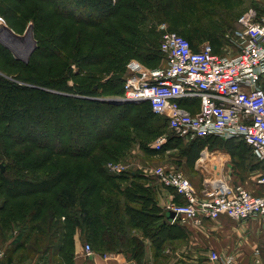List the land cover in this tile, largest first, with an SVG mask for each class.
<instances>
[{"label": "trees", "instance_id": "obj_1", "mask_svg": "<svg viewBox=\"0 0 264 264\" xmlns=\"http://www.w3.org/2000/svg\"><path fill=\"white\" fill-rule=\"evenodd\" d=\"M88 1L95 11H89L91 13L86 23L90 29L97 28V31L83 41L89 43L85 52L82 54L78 51L76 55L84 68L107 63V68L102 72L120 71L118 69L123 62L126 66L131 57L145 60L147 50L155 47L157 38L137 31L131 26L135 22L131 17H125L121 9L130 8L137 13L145 11L141 17H150L151 23L170 21L169 27L179 28L184 35L171 31L186 37L193 47L200 45L199 40L204 39L211 29V26L195 24L186 19V11L182 12L183 5L175 7L181 5L179 0H126L110 11L111 0ZM71 3L72 0L67 2L69 5ZM86 5L89 3L86 2L82 8L88 12L91 5L88 9ZM110 17H117L112 21L117 25L106 23L105 20ZM122 19L130 25L124 24ZM101 24L104 26L97 27ZM154 24L152 26L155 28ZM41 26L39 24L37 27ZM37 27L34 30L38 35L35 51L42 53L50 49L55 36L42 38L39 36L42 29ZM212 27H215L213 22ZM123 34L141 37L137 43L131 38L125 40ZM159 41L160 38L157 51L162 60ZM139 50H144L145 54ZM39 52L36 55H40ZM98 72L100 74L99 70L91 68L86 77L91 80ZM125 74L120 78L122 85ZM262 82L264 87V79ZM107 85L108 88H103L106 94L122 93V86L119 91H114V85ZM4 88L5 95L0 91V161L4 156L9 163L4 165L3 170L0 168V230L7 222L12 223L18 218L29 225L30 232L61 230L63 243L57 249L62 264L72 263L73 235L77 228L82 230L83 238L98 252L119 248L127 251L128 242L134 243L133 250L138 252L141 241L131 237L130 232L151 220L150 217L140 216V210L147 208L145 204L150 202V197L144 194L146 190L140 182L132 180L126 186L122 183L144 176L132 173L130 176L123 172L113 174L105 167L106 161L118 156L119 145L126 146L127 142H131V133L127 131L126 124L131 123L133 128L138 129L131 117L127 116L131 111L129 107L137 103H105L96 97L97 84L86 88L79 83L63 84L65 92L81 94L83 98L55 92L34 96L25 88ZM143 104L152 116L165 121L164 117L150 111L147 102ZM17 108H21L20 119L16 118ZM71 133H75L73 140L71 136L66 140V135ZM27 144L29 146L25 148ZM12 149L16 152H12ZM137 203L145 208L135 206Z\"/></svg>", "mask_w": 264, "mask_h": 264}, {"label": "rangeland", "instance_id": "obj_2", "mask_svg": "<svg viewBox=\"0 0 264 264\" xmlns=\"http://www.w3.org/2000/svg\"><path fill=\"white\" fill-rule=\"evenodd\" d=\"M68 1L70 2V0H0V18L2 19V21L0 20V29H2V26L8 27L13 33L24 36L27 29L32 27L31 37L34 40L33 49L28 51L29 46L24 40L18 41L12 38V41H8L6 39L11 38L7 36L5 39L0 38V91L5 95L4 87L18 88V90H24L23 88H25V90L34 96L55 92L83 98L84 96L81 94L65 92L62 89L63 84L72 85L79 83L85 88L91 86V84H97V99L103 100L105 103L122 104L123 102L117 100L121 94H115L114 92L106 94L103 88L105 86L108 88L107 84H110L111 86H115L114 91H119L120 86H122L120 78L125 74V62L118 69L120 71L116 72H102L104 68H107V63L96 67L90 66L94 70H99L100 74L98 72L96 77L91 78V80L86 77L91 68L82 67V63L78 61L76 55L78 51L83 54L87 49L89 43H83V41L96 34L97 28L90 29V25L86 23L88 22L87 16L91 13L89 11L95 10L88 0L86 2L89 5L85 6L88 9L91 5L88 12L83 10L86 3L84 0H80V2L72 0L73 3L71 5L67 4ZM122 1L126 0H111L108 10L116 8ZM179 2L181 5H175V7L183 5L182 12L186 11V19L191 20L190 22L195 24L203 23L204 25L211 26L205 38L199 41L201 43H210L215 53L227 55L235 52V48L231 45L228 36H230L232 28L235 26L236 18L248 7H264V0H179ZM120 11L124 12L125 17L132 18L135 23L131 26H134L137 31H141L143 34L146 33L149 37L155 36L157 38L155 47L147 50L146 53L148 55L145 56V60L143 58L131 57L128 59V62L135 60L149 68L156 67L162 63L157 51L159 35L168 30L180 32V29L170 28L168 23L170 21L152 22L155 23L154 28L149 20L150 17H141L145 11L137 13L130 8L121 9ZM78 19L80 21H77ZM115 20H117V17L114 19L110 17L105 21L107 23ZM122 22L130 25L125 19H122ZM212 22L215 27H212ZM112 23L117 25V22ZM39 24L42 26L37 27ZM35 26L38 29H42V33L39 34L40 37L48 39L55 36L50 49L42 51V53L38 50L35 51L37 46L36 39L38 37L37 31L36 33L34 31ZM102 26L104 25L101 24L97 27ZM123 37L125 40L131 38V40L138 43V39L141 36L123 34ZM37 51L40 55H36L38 54ZM139 51L145 54L144 50ZM9 92L11 93V90ZM1 99L0 97V102ZM20 106L24 108L22 104ZM21 108H17L18 115L16 118H22L20 117L22 116L20 115L21 113L19 114ZM130 109L131 111H129L130 113L127 116L128 118L131 117L133 125L138 129L133 128L131 123L126 124L127 131L131 133V142H127L126 146L128 148L119 145L118 156L111 161H106L105 167L109 172L118 174L111 171L108 167L110 163L127 165V168L123 171L125 175L129 174L131 176L132 173L140 177L144 176V179L149 182L148 179L152 180L150 178H153V165L156 164L157 159H161L163 162L159 163L164 167L169 164L176 165L183 171L188 170L190 172L189 175L186 173L190 180L197 177V175H200V180H202L204 175H209L212 172L209 162L220 157L224 161L223 173L230 182H239L249 190H252L250 188L256 184L262 164L258 161L251 147L246 145L242 140L238 138L210 136L204 139L198 138L186 141L176 136L174 131L168 128L161 117L152 116L143 103L132 105V107H129ZM160 135H165L166 141L163 143L161 149L156 151L152 149L151 143ZM68 136L72 137V141L75 133L67 134L66 140H68ZM50 140L54 139L50 138ZM28 146V144L25 145V148ZM12 150V152H16L15 149ZM194 160L197 161L196 165L193 162ZM0 163L4 169V165H7L9 160L2 156ZM132 180L140 182L141 178H130L124 181L122 185H130ZM155 182L162 189L165 188L167 192H173L171 188L163 186L156 179ZM136 192L143 193L142 190H136ZM144 194L150 198L153 197L151 192L146 191ZM145 205L147 208L150 207L148 203ZM135 206L145 208L138 203ZM165 208L166 205H160L161 211H164ZM22 221L23 219L18 218L12 223L7 222L3 229L0 230V248L5 250V257L2 263L40 264L52 258V262L61 264L55 261V258L58 257L57 248L60 246L61 230L43 233L38 231L30 232L29 225H26L25 221ZM149 221L151 222L152 220ZM260 229L264 232L263 225H260ZM261 236L257 247L261 248L260 250L264 253V234ZM84 241L86 240L84 239ZM86 243L90 244L89 242ZM93 247L91 246L92 250Z\"/></svg>", "mask_w": 264, "mask_h": 264}, {"label": "built area", "instance_id": "obj_3", "mask_svg": "<svg viewBox=\"0 0 264 264\" xmlns=\"http://www.w3.org/2000/svg\"><path fill=\"white\" fill-rule=\"evenodd\" d=\"M160 36L162 63L149 68L130 60L117 100L147 102L150 111L164 117L168 128L186 141L238 138L262 164L256 181L259 192L230 182L218 162L198 189L182 169L154 164L153 178L171 188L179 200L166 206V212L174 213L167 220L200 225L224 215L235 221L258 220L264 227V7H248L237 17L228 36L235 52L228 55L215 53L208 42L193 47L175 31ZM165 141V135L156 137L152 149L160 150ZM108 167L119 174L127 165L110 163ZM92 254L90 244H84V255ZM4 257L5 250L0 248V264ZM201 264H235V256L211 250ZM248 264H262L258 248Z\"/></svg>", "mask_w": 264, "mask_h": 264}, {"label": "crops", "instance_id": "obj_4", "mask_svg": "<svg viewBox=\"0 0 264 264\" xmlns=\"http://www.w3.org/2000/svg\"><path fill=\"white\" fill-rule=\"evenodd\" d=\"M219 159L220 157L211 160L209 165L213 168V164L218 162V166L220 165L223 170L224 161ZM159 162L163 160L157 159L156 164H160ZM193 162L196 165L197 161ZM165 167L178 168L173 164L165 165ZM184 172L190 174L188 170ZM207 175L202 174L203 177ZM150 179L152 180L148 179L149 182L144 178L140 180L144 189L153 194V197L148 199L150 207L140 210V216L150 217L152 221H149L147 225L143 223L134 227L130 232L131 237H136L141 241L140 250L134 251V243L128 242L127 251L119 248L115 251L101 253L93 249L92 255L85 256L86 241H84L82 230L77 228L73 235L72 263L69 264H201L211 250L224 255L233 254L235 264H248L253 261L259 239L264 234L260 229L262 224L258 220L234 222L222 215L218 219L205 220L200 225L172 224L166 218V208L161 211L160 205L167 206L173 201H179L178 197L174 192L162 189L152 177ZM199 180L200 175L191 179L197 189L202 186ZM250 189L253 192H259L256 184ZM59 243L61 245L63 241L60 240ZM258 249L262 264H264V253L260 250L261 248ZM51 259L40 264H55ZM55 261L62 264L59 255Z\"/></svg>", "mask_w": 264, "mask_h": 264}, {"label": "water", "instance_id": "obj_5", "mask_svg": "<svg viewBox=\"0 0 264 264\" xmlns=\"http://www.w3.org/2000/svg\"><path fill=\"white\" fill-rule=\"evenodd\" d=\"M31 28L32 27L27 29L26 34L24 36H20L18 34L13 33L11 29L6 27L7 31L5 32V35L8 38H11V39H6V40H8V41L11 40L12 41V38L14 40H18V41L24 40V42L27 43V45L29 46L28 47V51H30L34 47V40L31 37ZM6 36H4V37H6ZM28 37H29V39H28ZM0 38H2V37H0ZM2 39H5V38H2ZM0 168L3 170V165L1 163H0ZM165 215H166L167 219H171L174 216V213L171 212V211H168V212H166ZM127 264H133V263H127Z\"/></svg>", "mask_w": 264, "mask_h": 264}, {"label": "bare ground", "instance_id": "obj_6", "mask_svg": "<svg viewBox=\"0 0 264 264\" xmlns=\"http://www.w3.org/2000/svg\"><path fill=\"white\" fill-rule=\"evenodd\" d=\"M1 28H2V29H0V37H2V38H7V37H4V36H6V35H5V32L7 31L6 28H5L4 26H2ZM28 39H29V37H28ZM16 46H17V45H16ZM16 46H15V47H16ZM18 52H19V51H18ZM21 52H22V51H21Z\"/></svg>", "mask_w": 264, "mask_h": 264}]
</instances>
